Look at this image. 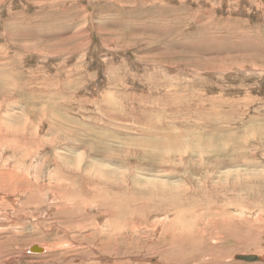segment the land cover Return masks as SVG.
Masks as SVG:
<instances>
[{
	"label": "rangeland",
	"instance_id": "obj_1",
	"mask_svg": "<svg viewBox=\"0 0 264 264\" xmlns=\"http://www.w3.org/2000/svg\"><path fill=\"white\" fill-rule=\"evenodd\" d=\"M0 264H264V0H0Z\"/></svg>",
	"mask_w": 264,
	"mask_h": 264
},
{
	"label": "bare ground",
	"instance_id": "obj_2",
	"mask_svg": "<svg viewBox=\"0 0 264 264\" xmlns=\"http://www.w3.org/2000/svg\"><path fill=\"white\" fill-rule=\"evenodd\" d=\"M10 185V184H9ZM116 199V197L114 198V200ZM118 200V199H117ZM117 200L116 201H110V203L112 204V205H115V206H118L119 208H122L121 206L123 205V201H120V202H117ZM119 201V200H118ZM109 203V204H110ZM114 206V207H115ZM36 248V247H35ZM38 248V247H37ZM36 248V249H37ZM238 255H249V254H236V255H234V259H236V260H241V261H245V260H242V259H237V256ZM254 255V257H255V260H253V261H246V262H255V261H260L259 259H260V257L258 256V255H256V254H253Z\"/></svg>",
	"mask_w": 264,
	"mask_h": 264
},
{
	"label": "water",
	"instance_id": "obj_3",
	"mask_svg": "<svg viewBox=\"0 0 264 264\" xmlns=\"http://www.w3.org/2000/svg\"><path fill=\"white\" fill-rule=\"evenodd\" d=\"M237 259H242L245 261H253V260H255V257H254V255H238Z\"/></svg>",
	"mask_w": 264,
	"mask_h": 264
}]
</instances>
